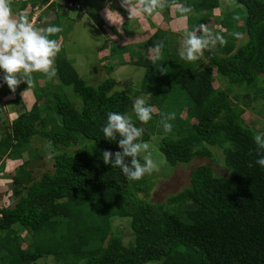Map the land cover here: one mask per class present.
Wrapping results in <instances>:
<instances>
[{"label":"trees","instance_id":"1","mask_svg":"<svg viewBox=\"0 0 264 264\" xmlns=\"http://www.w3.org/2000/svg\"><path fill=\"white\" fill-rule=\"evenodd\" d=\"M233 1L246 8V21L240 25L237 18L234 24L233 13L219 19L226 43L218 42L217 50L208 53V64L202 58L187 62L194 63L193 68L185 75L181 69L175 76L164 67L163 53L153 64L148 50L128 63L147 70L139 93L149 96L148 105L159 107L150 129H143L142 141H150L152 134L161 136L159 149L172 166L196 158L214 161L212 148L222 149L228 175L217 176L210 165L199 166L191 173L190 186L166 203L151 202L152 175L129 181L120 168L102 158L105 150L122 151L119 138L104 139L108 112L128 115L137 127H145L133 114L132 98L114 92V79L97 87L87 84L67 56L60 54V47L56 75L51 80L38 77L45 80L34 82V104L4 128L0 140V163L5 157L8 161L24 156L40 159L33 147L37 139L55 152L54 171L40 179L33 176L28 162L15 170L12 186L18 201L10 207L0 201V264H39L49 256L57 264H264V168L255 163L259 158L256 132L244 118L245 107L254 109L249 101L264 100V90L261 95L253 93L264 89L260 75H264V0ZM33 2L35 7H45L50 0ZM178 2L167 0L166 9ZM60 7L54 3L46 10L69 13ZM187 7L197 13L188 18L187 30H193L212 20L219 0H189ZM78 17L82 19V14ZM93 18L103 29L104 20ZM234 33L246 34L247 44L238 47ZM147 44L150 48L162 44L161 52L176 45L163 30ZM158 65L167 71H159ZM215 71L228 81L226 88L214 86ZM64 87L82 100L81 107ZM235 88L243 93L234 92ZM176 89L185 91L195 114L187 119L175 115L169 121L171 131L165 132L162 112L164 105L174 106ZM245 96L249 101H244ZM4 175L11 178L7 172ZM115 215L131 219L133 245H125L120 235L113 234Z\"/></svg>","mask_w":264,"mask_h":264},{"label":"rangeland","instance_id":"2","mask_svg":"<svg viewBox=\"0 0 264 264\" xmlns=\"http://www.w3.org/2000/svg\"><path fill=\"white\" fill-rule=\"evenodd\" d=\"M16 1L19 3L18 7H22L27 0ZM16 1L15 4H18ZM111 1L112 0H84V2H82V5L87 12H81L82 19H80L78 17L80 12L74 9L70 10L67 15H64L62 11H56L60 10L57 8L56 10L48 11L49 9L46 10L45 7H39V9L35 11V8L33 7H31L30 9V6L34 5L33 0H29L28 8L30 11V16H32L30 22L33 23L34 27L40 25L46 28L49 25H56L62 28V31L57 34L58 38H61L60 47L62 48V51L60 52V54H65L67 56L68 60L72 63L81 78L84 79L87 84L97 87L107 79H114L116 81L114 92H124L128 94L132 98L133 102L135 98L140 96H143L147 100L149 96H144V94L139 93L140 90L142 91V85L144 83L147 70L143 67L128 64L132 58L125 60L126 57L132 56V49H140V47L138 46L142 45L144 50H148L150 48L148 44L145 45L144 42L142 43V40L140 38L141 32H144L146 34L147 26L139 23L135 19L132 21L126 19V23H124L123 20H120V23H122V25L125 24L123 27L121 26V28H111L109 26H106V30H104V28L101 29V27L98 25V22L94 20L93 16L96 18H98L99 16L101 18H106L105 9L102 8L108 6V4H111V9H118L117 7H120V4H117L116 1H112V3H110ZM185 1L188 2L189 0ZM93 5L95 7H93ZM214 11L215 15L217 16L216 18L221 20L225 19L228 15H232L233 13L234 18L232 19V21H234V24L235 19L237 18L238 23H241L240 25H242V23L246 21V8L242 5L237 4L233 0H219V8L217 11ZM46 14L48 16L52 15L54 20L51 21V19H47V16H45ZM192 14L197 15L195 11H192ZM36 15L38 16L37 18H35ZM123 15L126 16L128 15V13L126 12ZM41 18L42 20L44 18V22L41 20ZM228 20H230V18ZM206 23L207 24L205 25L208 26L210 32H212L214 35H220L221 33L225 32V29L220 26L219 20H217L216 22L215 18L213 20H209ZM186 27H188V24ZM186 30L187 28L184 29V32L179 39H177V37H179V33H172L171 39H168L171 41L173 40L174 44L176 45H173L169 47L168 50L161 52L164 54L163 57L161 56L163 61L165 62L164 67L168 68L170 70V74H175V76H177V73H179L181 69H183L182 74L185 75V73L194 66V63H187V61H182L179 57V50L181 48L182 40L184 38V33ZM111 32H113L114 34L110 35ZM248 40L249 38L246 34H241L239 36L237 46L242 47L246 45ZM217 45L218 42L214 48L204 51L203 56L200 57L202 58L203 62L208 64V62L210 61V55H208V53L210 51H216L218 47ZM123 46L127 47L128 50L124 49L122 51L121 47ZM165 55H168V57H166ZM217 75L218 73L215 71L214 86L216 88H226V85H228V81L221 80L223 79V77H218ZM260 75L264 77L263 74ZM41 76H44V74H32L34 87H36V84H34V82H37L38 77ZM2 77L3 75L0 78V90L1 88L4 89L2 91H4L6 103L9 110H7L6 113L0 114V140L2 133H4V128L11 126L13 123L12 117H9L8 114L18 113L17 117L13 118V120H15L20 115H22L27 108L22 104L20 100H15L13 102V100L11 99L17 96L18 93L16 91L19 86L17 87L15 92H12L3 82ZM41 79L45 80V78ZM166 80H170V78ZM21 85L25 86V89H28V85L26 83H21ZM38 85L39 84H37V86ZM29 89L32 91L33 86ZM64 90L66 91L68 96H70V99L75 101L77 106L79 105L78 107H81L83 105L82 100L73 93L70 87H64ZM262 90L264 89H257L256 92L254 91L253 93L255 94V96L256 93L261 95ZM174 92V95H176V101L173 103L174 106L171 107V109H168L169 104L164 105L165 110L163 111L165 112H162L163 116L169 113H174L175 115H181L183 119L190 118L195 114L194 110L191 109V107L193 106L191 100L186 95L183 89H176ZM234 92L243 93V90L241 88H235ZM249 98L250 97L245 96L244 101H249ZM249 102H252L254 109H247L245 107L246 112L244 114V118L246 124L250 128H252V130H254L256 134L262 133L264 132V100L260 99L257 103L253 102V100ZM156 108L159 107L155 106L156 111L154 112V114H160L157 111L158 109ZM155 119L158 120V118ZM151 121L152 120H150L147 124H144V130H146V126L147 130H149L153 122H155V120H153L152 123ZM191 122H196V119L192 118ZM160 138L161 136L152 134L151 140L146 142L149 145L148 152L151 153V157L157 165V169L151 174L155 183V187L149 195L151 202L166 203L172 195L178 194L184 188L190 186L191 173L199 166L210 165L217 176L228 175V170L225 166L224 153L222 149L216 147L212 148V151L215 155L214 161H211L210 159L196 158L190 164L181 163L176 166H172L166 160L165 156L159 149ZM33 147L36 148L37 154L41 156L40 159L37 160L34 158H30L29 156H24L23 159H20L19 161H16L17 159L8 161V158L5 157V159H3V162L0 163V201H2V203L6 206H14L18 201V198L14 197L13 192L15 184H13L12 186L13 178L16 174L15 170L18 168V166L22 165L24 162H28V168L32 170V174L36 179H40L43 174L47 172L50 173L54 171L53 155L55 152L52 150V146L50 144H47V142H42L41 140L37 139L33 142ZM73 149L78 150L79 146H73ZM147 154L148 153H141L140 158L142 162L143 155ZM3 168L4 170H2ZM5 172L11 174L10 179L6 178V176L4 175ZM19 232H22L24 236L27 234V232L22 228H19ZM112 232L113 234L120 235L125 245L134 244L130 218H121L117 215L113 216ZM26 246L27 245H25V247ZM38 263L57 264V261L53 256H49L39 260Z\"/></svg>","mask_w":264,"mask_h":264},{"label":"clouds","instance_id":"3","mask_svg":"<svg viewBox=\"0 0 264 264\" xmlns=\"http://www.w3.org/2000/svg\"><path fill=\"white\" fill-rule=\"evenodd\" d=\"M166 4L167 0H120V6L129 14V21L142 16L154 17L166 7ZM180 11L188 14L192 9L182 7ZM105 15L112 23H118L114 21V15L120 16L123 20L118 12L108 6L105 8ZM61 31L62 28L56 25L37 29L25 14L13 12L11 0H0V70L3 72V82L12 92H15L21 83H26L28 89L31 88L33 73H42L49 80L56 75L54 64L60 47L58 41L50 37ZM233 35L238 38L240 36L239 33ZM217 42L221 45L226 43L223 36L214 35L207 25L200 24L193 30L185 31L179 57L187 62H195L203 56L205 50L214 48ZM162 47V44H155L148 49V58L153 64L160 59ZM157 67L161 72L167 71L160 65ZM155 111L143 96L135 98L133 112L141 123L147 124ZM174 119V113L162 116L160 123L165 132L171 131L172 125L169 121ZM102 132L104 139L108 141L115 142L119 138L118 146L122 150L115 153L103 151L104 163L111 164L113 168H120L127 180L139 181L157 169L151 153L148 152L149 145L141 139L143 128L137 127L130 116L108 112ZM254 142L259 156L255 163L264 168V132L257 133ZM141 153H148L143 155V163Z\"/></svg>","mask_w":264,"mask_h":264},{"label":"crops","instance_id":"4","mask_svg":"<svg viewBox=\"0 0 264 264\" xmlns=\"http://www.w3.org/2000/svg\"><path fill=\"white\" fill-rule=\"evenodd\" d=\"M15 1L16 0H11V7L13 9V12L14 13H23L29 19L30 18V13H29L30 11H29L28 5L26 3H24L22 7H18L19 3L16 1L18 4H15ZM112 1H114V2L116 1L117 4H120V0H112ZM112 1L110 3H112ZM200 1L201 0H196L197 3H199ZM187 4H188V2H186L185 0H181V2L175 3L173 6H171V8L169 10H167L166 7H165L163 10H161L159 12L158 15H155L154 17L142 16V17H140L138 19H135L139 23H142L143 25L147 26L146 34L144 32L140 33V38L142 40V43L144 42L145 45H147V42L154 35H156V33L159 30H163V31L168 32V38L169 39H171V37H172L171 34L172 33L173 34L179 33V37H177V39H179L180 36H182V33L184 32V29L187 28L186 26L188 24V18H189V15L192 13V12L188 13V15H187V14H184V13H182L180 11V8L187 7ZM31 7L34 8L35 6L34 5L30 6V9H31ZM108 7H111V4L110 5L108 4ZM105 8L106 7H103L102 9H105ZM117 8L118 9H115V8H112V9L115 10V12H118L123 17L124 23H126L125 20L128 19V15L129 14L125 16L123 14L126 13L127 11L124 8H122L121 6L117 7ZM215 10L217 11L218 9H215ZM213 15L214 16L212 17V20L215 18V21L217 22V20H219V19L216 18L217 16L215 15V11H214ZM45 16H47L46 17L47 19H51V21L54 20L52 15L48 16L46 14ZM102 19L104 20V23H105L104 27H103L104 30L107 29L106 26H109L111 28H116V27L121 28V26L123 27L125 25V24L122 25V23H120L121 22L120 20H122L120 16H116V15L113 16L114 21H116L118 23H112L109 20H107L106 18H102ZM41 20H42V18H41ZM29 21H30V19H29ZM42 21L44 22V18H43ZM203 24H207V23H203ZM36 28L37 29H41V28H45V27L44 26L42 27V26L39 25ZM113 34H114L113 32L110 33V35H113ZM51 37L52 38H50V39H55V40L58 41V44H59V47H60L61 38L60 37L58 38L57 34H55V35H53ZM135 47H137V46H135ZM138 47H140V49H138V50L137 49L136 50L132 49V51H131L132 56L131 57L137 58L136 57L137 53L146 51V50L143 49L142 45L138 46ZM121 49H122V51L124 49L128 50V48L125 47V46L121 47ZM131 57L128 56V57L125 58V60H128ZM2 75H3V72H2V70H0V78H1ZM37 82L42 83L40 78H38ZM2 90H4V89L1 88V90H0V114L1 113H6L7 110H9L8 109V105L6 103V98H5L4 91H2ZM26 90H27V88L25 89V86H22L20 84L19 88L16 91L18 93L17 96H15L14 98H11V99L13 100V102L15 100H20L24 106H26L27 108L30 109L32 107V105L34 104V102H35V96H34L33 92L30 89H28L27 91ZM8 115H9V117H12V121H14L13 118L17 117L18 113H12V114L10 113Z\"/></svg>","mask_w":264,"mask_h":264},{"label":"built area","instance_id":"5","mask_svg":"<svg viewBox=\"0 0 264 264\" xmlns=\"http://www.w3.org/2000/svg\"><path fill=\"white\" fill-rule=\"evenodd\" d=\"M82 2H84V0H78V1H75V0H50L49 5L57 3V4H60L61 7H63L64 10H66V11L70 12V10L74 9V10L79 11L80 13L81 12L86 13L87 11L83 7ZM48 6H45V8H47ZM34 8H35L34 9L35 11H37L39 9V7H34ZM37 17L38 16L36 15L35 18H37Z\"/></svg>","mask_w":264,"mask_h":264}]
</instances>
